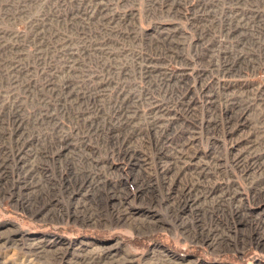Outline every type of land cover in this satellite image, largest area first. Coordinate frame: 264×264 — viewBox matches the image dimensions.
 <instances>
[{"label": "rangeland", "instance_id": "obj_1", "mask_svg": "<svg viewBox=\"0 0 264 264\" xmlns=\"http://www.w3.org/2000/svg\"><path fill=\"white\" fill-rule=\"evenodd\" d=\"M0 264H264V0H0Z\"/></svg>", "mask_w": 264, "mask_h": 264}]
</instances>
